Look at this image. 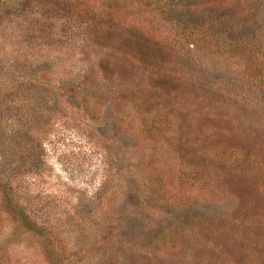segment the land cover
<instances>
[{"label": "rangeland", "instance_id": "374dc122", "mask_svg": "<svg viewBox=\"0 0 264 264\" xmlns=\"http://www.w3.org/2000/svg\"><path fill=\"white\" fill-rule=\"evenodd\" d=\"M0 264H264V0H0Z\"/></svg>", "mask_w": 264, "mask_h": 264}, {"label": "trees", "instance_id": "16d2710c", "mask_svg": "<svg viewBox=\"0 0 264 264\" xmlns=\"http://www.w3.org/2000/svg\"><path fill=\"white\" fill-rule=\"evenodd\" d=\"M140 1H144L145 2L146 0H140ZM108 20H106V21H108ZM184 30L186 31L185 28H184ZM199 38H204L207 41H211V39L212 40H216V42L219 41V39L217 37H215L214 34L210 33V31L208 30V28L206 26H202V27H192L190 30H187V32L185 33V39H187V41H189L188 43L191 46H194V44H195L194 41L195 40L197 41ZM219 43H220V41H219ZM247 45H248V47H252L254 44H253V42L252 43L251 42H248ZM156 51L159 52L157 49H156ZM146 54L147 53H145V55ZM148 58L150 60V56L149 55H148ZM149 63L152 65V62L151 61H149ZM163 64H164L163 66H166V63H163ZM160 70H161V68H160ZM162 72L165 73V71H162ZM167 72H170V71L167 70L166 73ZM155 73L157 74L156 75V78H158V76L161 75V72L159 73V70H156V69H155ZM166 73L163 76H161V78L155 80V85H157L158 87L160 86V79L162 80V82L168 81L166 79L169 78V77L166 75ZM85 78H86V76L83 77V78H81V76L78 75L77 77H75L74 80H71V82H76L77 88L79 90H78V92L76 90L75 91H71L70 94H72V97H74V99L79 100L80 101L79 103H81L82 105L83 104H86V101H84V97L83 96H85V93L88 92L89 89H90V86L87 85L88 78H86V79ZM68 93H69V91H68ZM126 98H127L126 95H117L112 100L113 102H112V105L111 106L113 108L115 106L118 108L119 105H123L124 104ZM96 105L97 104L95 103V106L88 105L87 107L89 108L91 106L92 111L95 112L98 109V108H96ZM125 116H126V118L129 117L130 116V112H128V114L126 113ZM159 123H165V124H167V122H162V121L158 122L157 124H159ZM126 126H127V124H126ZM148 174L149 175L147 176V179H149L150 181H154V182L157 181V174H155V172L151 173V171H149Z\"/></svg>", "mask_w": 264, "mask_h": 264}]
</instances>
